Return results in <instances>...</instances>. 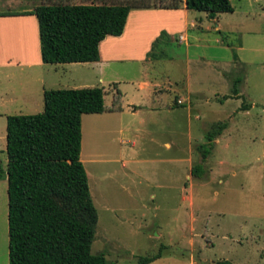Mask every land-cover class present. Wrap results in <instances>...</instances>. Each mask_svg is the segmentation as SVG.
Returning a JSON list of instances; mask_svg holds the SVG:
<instances>
[{
    "label": "rangeland",
    "instance_id": "rangeland-1",
    "mask_svg": "<svg viewBox=\"0 0 264 264\" xmlns=\"http://www.w3.org/2000/svg\"><path fill=\"white\" fill-rule=\"evenodd\" d=\"M6 1L0 0V10ZM21 1L20 6L27 1L36 5L57 2ZM229 2L232 11L219 14L231 31L224 39L243 48L170 44L166 58L158 60L154 69L155 90L167 96L158 102L159 110L148 123L138 127L131 120L120 128L115 122L107 130L105 124H95V114L81 115L79 159L97 213L90 251L102 252L109 264H136L140 256L158 249L161 256L148 264H212L217 260L264 264V0ZM15 32L18 35V29ZM10 52L35 59V53ZM232 53L245 63L262 65L254 69L253 64H243L234 72L233 76L242 77L238 85L242 97L223 101L222 96L230 93L229 81L208 77L199 83L189 59L203 55L228 61ZM71 65L57 68L60 75L49 83L50 89L98 86L92 70ZM19 69H11L9 81L0 69V93L5 92L0 106V264H8L5 118L42 111L34 73L44 68ZM187 72L191 87H202L211 98L208 109L195 107L192 97L181 89ZM77 74L84 80L78 81ZM103 88V102L110 105L112 94L106 84ZM119 90L143 91L134 81H120ZM179 96L182 106L167 113L164 102ZM242 101L253 102L247 114L236 110ZM218 120H226L228 126L202 162V175L195 177L191 167L201 162L195 146Z\"/></svg>",
    "mask_w": 264,
    "mask_h": 264
},
{
    "label": "trees",
    "instance_id": "trees-1",
    "mask_svg": "<svg viewBox=\"0 0 264 264\" xmlns=\"http://www.w3.org/2000/svg\"><path fill=\"white\" fill-rule=\"evenodd\" d=\"M180 1L40 4L30 11H3L0 15L35 16L42 63L93 62L99 58L98 43L106 35L122 32L131 8H176ZM184 3L187 9L209 15L232 11L229 0ZM241 80L238 75L231 78V95L239 96ZM243 102L242 110L249 106ZM174 105L182 106L176 99ZM120 109L119 91L113 93L111 104L105 105L99 86L58 88L43 90L41 112L6 116L8 264H109L102 252L90 251L97 213L79 159L81 115ZM226 125V120H218L204 131L203 142L195 146L201 162L191 167V175H202V162ZM160 251L140 256L136 264L152 262L161 256ZM213 264L231 263L217 260Z\"/></svg>",
    "mask_w": 264,
    "mask_h": 264
},
{
    "label": "crops",
    "instance_id": "crops-1",
    "mask_svg": "<svg viewBox=\"0 0 264 264\" xmlns=\"http://www.w3.org/2000/svg\"><path fill=\"white\" fill-rule=\"evenodd\" d=\"M127 1L130 0H64V2L57 0V2L48 1L45 3L111 5L124 4ZM145 1L149 3H158L160 0ZM21 2V0L6 1V7L1 9L0 12L14 11L22 13L30 11L36 5L34 2L27 1L26 4L20 6L23 4ZM191 11L194 10L187 9L184 0H181L176 8H131L127 13L122 32L117 36L106 35L98 43L99 58L97 61L59 64L42 63L38 52L37 22L33 14L0 15V69H2L6 80L9 81L11 69L13 68L20 67L21 69L22 66H42V68H44L42 72L39 70L37 71L38 73H34L38 83V98H42L43 90L50 89L51 84L49 83H52V79L56 78V75H60L59 71H57L59 66H66L69 64H72L71 66H76L77 64L87 67L97 76L98 86L102 88L103 93V84L108 86L112 95L115 91H119L120 93L121 109L119 111L91 113L95 114V124L96 122L105 124L104 128L108 130L115 122L122 128L127 127L131 120H135L138 127H142L143 124L149 122L150 116L158 112V102L167 96L155 90L157 87V80L156 71H154V69L158 60L166 58L165 50L170 44H183L185 48L190 45L204 48L217 47L230 50L233 48L235 50H241L243 48L242 44L233 47L224 39V34L231 31L227 30L224 24L221 23L219 14L226 12L209 15L203 11H196L197 13H192ZM199 13H202V15ZM212 22H214L213 27L211 26ZM16 27H18V35H15V33H17L15 32L17 30ZM212 30L215 35H211V32H213ZM29 31L31 32L29 33ZM161 33H164L162 37ZM17 46L20 48H17ZM12 50L23 51L25 54L35 53V59L32 61L29 56L24 54L22 56H16L11 54L10 51ZM189 60L193 62L191 67L196 80L198 82L200 81L199 83L207 81L208 77H216L218 80H224L223 82L229 81L230 87V78L235 77L233 73H236L243 64L250 66L253 64L252 66H254V69H256L257 64L258 67L262 65V63H245V61L236 57L235 53H232V58L228 61H219L215 60L212 56L203 55ZM245 78L246 76L243 77V79ZM77 80L81 81L84 80V78L81 74H77ZM120 81H134L137 85V89L143 91L130 92V94L128 91L119 90ZM181 89L192 97V102L195 107L207 108L209 106L211 98L204 94L202 87L195 89L191 87L188 72ZM4 93L5 92L0 93V106L2 102H4L2 99V94ZM225 95H230V97L225 99L222 98L223 101L239 99L242 97L240 86L238 88L239 96L231 95V92ZM174 99H176V97ZM177 99L182 100L181 97ZM215 100L218 101L220 99ZM163 105L167 113L174 111V100L164 102ZM252 106L253 102H251L246 109H243L245 114H247ZM239 107H236V110H242ZM124 114H126L125 117H123ZM227 118L230 119V116ZM227 126L228 124L213 140V143L217 142L219 136L223 134ZM165 145L169 146L170 144L166 143ZM179 160H181V158Z\"/></svg>",
    "mask_w": 264,
    "mask_h": 264
},
{
    "label": "built area",
    "instance_id": "built-area-1",
    "mask_svg": "<svg viewBox=\"0 0 264 264\" xmlns=\"http://www.w3.org/2000/svg\"><path fill=\"white\" fill-rule=\"evenodd\" d=\"M176 102H177L178 104H180V103H181V100H180V99H177Z\"/></svg>",
    "mask_w": 264,
    "mask_h": 264
},
{
    "label": "water",
    "instance_id": "water-1",
    "mask_svg": "<svg viewBox=\"0 0 264 264\" xmlns=\"http://www.w3.org/2000/svg\"><path fill=\"white\" fill-rule=\"evenodd\" d=\"M204 264H207V262H205Z\"/></svg>",
    "mask_w": 264,
    "mask_h": 264
}]
</instances>
